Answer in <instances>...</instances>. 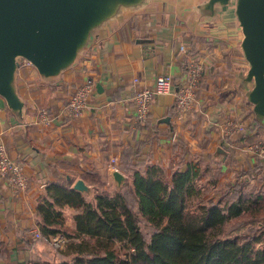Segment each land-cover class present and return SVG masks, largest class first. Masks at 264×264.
Listing matches in <instances>:
<instances>
[{
  "label": "crops",
  "instance_id": "1",
  "mask_svg": "<svg viewBox=\"0 0 264 264\" xmlns=\"http://www.w3.org/2000/svg\"><path fill=\"white\" fill-rule=\"evenodd\" d=\"M238 1L111 0L57 72L45 75L16 58L11 85L21 105L12 107L0 94V141L22 164L28 184L21 190L0 179V240L10 264H59V252L52 254L47 242L32 236L40 231L36 207L46 186L71 181L72 187L82 179L91 198L93 187L81 176L94 169L103 188L117 190L130 181L120 168L121 154L136 143L140 148L131 161L142 168L158 165L170 176L190 167L196 183L204 176L212 187L239 180L247 193L264 196V157L251 149L264 137V98L243 46ZM182 44L187 54L179 51ZM189 55L203 63L192 107L177 114L172 92L159 94L146 122H138L134 92L164 72L175 86ZM87 78L94 82L87 105L80 116L68 118L65 100ZM39 107L53 114L51 125L36 122ZM230 121H242L243 131L227 134ZM112 158L120 181L109 167ZM79 211L61 209L66 225H73Z\"/></svg>",
  "mask_w": 264,
  "mask_h": 264
},
{
  "label": "trees",
  "instance_id": "2",
  "mask_svg": "<svg viewBox=\"0 0 264 264\" xmlns=\"http://www.w3.org/2000/svg\"><path fill=\"white\" fill-rule=\"evenodd\" d=\"M134 148L121 154L130 181L117 190L103 188L94 169L81 176L93 187L91 198L71 181L46 186L36 212L44 236L67 239L59 264H264V196L247 193L236 180L216 199L203 200L192 168L170 176L158 165L142 168L131 161L138 143ZM190 195L198 198L196 209L187 208ZM65 206L80 209L72 226L61 212ZM0 264H10L2 240Z\"/></svg>",
  "mask_w": 264,
  "mask_h": 264
},
{
  "label": "water",
  "instance_id": "3",
  "mask_svg": "<svg viewBox=\"0 0 264 264\" xmlns=\"http://www.w3.org/2000/svg\"><path fill=\"white\" fill-rule=\"evenodd\" d=\"M110 1L0 0V94L9 105H21L11 85L16 58L29 60L45 75L57 72L72 58L91 23L106 13ZM237 10L245 34L243 46L264 98V0H239ZM112 175L120 181L118 170ZM72 187L87 190L82 179Z\"/></svg>",
  "mask_w": 264,
  "mask_h": 264
},
{
  "label": "built area",
  "instance_id": "4",
  "mask_svg": "<svg viewBox=\"0 0 264 264\" xmlns=\"http://www.w3.org/2000/svg\"><path fill=\"white\" fill-rule=\"evenodd\" d=\"M179 51L183 54L188 53L184 44L179 46ZM22 59L24 64L33 65L29 60ZM202 72L203 63L201 60L189 55L183 62L181 74L175 86H173L174 79L172 74L164 72L156 76L152 86L143 87L135 91L133 94V108L138 122H146L150 113V105L159 94L172 92L174 111L177 114H182L189 110L195 101ZM136 81L137 79L134 78V82ZM93 85V80L87 78L71 90L64 103L65 115L68 118H75L82 114L87 105V99L93 90ZM36 122L43 126H49L53 123V114L46 107H39L36 112ZM243 129V123L230 121L227 123L225 132L229 134L235 130L240 132ZM251 149L253 153L264 157V137L255 141ZM110 163L109 167L117 170L113 158ZM0 179L6 184L21 190L25 189L28 184V178L23 172L22 164L7 154L2 141H0ZM32 236L36 240L47 242L55 251L59 250L67 241L62 234L44 236L39 230L33 231Z\"/></svg>",
  "mask_w": 264,
  "mask_h": 264
},
{
  "label": "rangeland",
  "instance_id": "5",
  "mask_svg": "<svg viewBox=\"0 0 264 264\" xmlns=\"http://www.w3.org/2000/svg\"><path fill=\"white\" fill-rule=\"evenodd\" d=\"M17 60H18V62L19 61H21V62H23V59L21 58V57H18L17 58ZM235 122H237V121H235ZM238 122H240V123H242V121H238ZM243 131V130H242ZM241 132V131H240ZM197 184H198V186L199 187H202V190H204V196H203V200H207V199H216L217 198V196L220 194H222L224 191H225V188L227 187V185L228 184H224L223 182L222 183H220L218 186H214V187H212L211 186V183H210V185L209 184H207V181H206V176H204V178L202 179V181H200V182H197ZM197 199L198 198H196V197H194L193 195H190V196H188V199H187V208H190V209H196L197 207H198V202H197ZM63 214H64V216L65 217H69V210H64L63 211ZM234 224V223H233ZM234 225H236V224H234ZM262 231H263V237H264V226L262 227ZM147 235H148V233H147ZM64 248V245L59 249V250H57V251H50L52 254H54L55 252H59L61 249H63Z\"/></svg>",
  "mask_w": 264,
  "mask_h": 264
}]
</instances>
